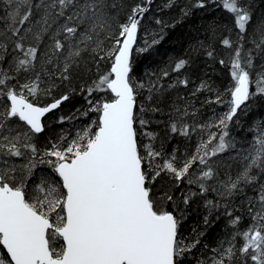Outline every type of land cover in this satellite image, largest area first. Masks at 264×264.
I'll return each instance as SVG.
<instances>
[{
  "label": "snow or ice",
  "instance_id": "1",
  "mask_svg": "<svg viewBox=\"0 0 264 264\" xmlns=\"http://www.w3.org/2000/svg\"><path fill=\"white\" fill-rule=\"evenodd\" d=\"M212 2L219 3L220 7L233 15L242 40L252 17L241 6V0ZM6 3L13 6L9 16L15 23L19 15L18 5L27 3V0H6ZM57 6L59 11L56 16L65 18L61 27L66 34L69 49L64 63L66 73L70 61L80 55L78 45L92 41V33L98 35V30L106 28V9L109 5L106 0H84V3H79V0H49L46 7L55 9ZM36 7L40 8L41 4ZM195 7H205L204 0H198ZM69 9L73 11L66 16V10ZM145 11V7L137 5L128 17V22L120 25L110 57V72L101 76L95 86L88 90L89 95L110 90L114 99L97 103L90 109L100 113L98 121H92L77 132L75 138L66 145L53 144L50 150L43 153L45 157L55 158L47 161L41 159L40 163L50 164L56 179H42L32 189L28 188L26 178H30L35 162L30 160L22 166L26 170V176L17 179V168L9 165L3 157H21L24 155L21 148L29 149L35 155V145L28 142L21 144L19 133L15 136L2 133L6 130L13 131L9 127V121H19L27 126L28 132L24 133V137L25 140H30L29 133L35 135L44 131L42 117L57 109L68 96L64 95L50 105L41 106L34 102L41 91L39 74L32 83L19 85L17 88L8 86V81L14 77H9L0 70V100L9 102L0 110V165H3L0 167V245L6 249V253H0V264H181L183 254L199 243V240H195L191 244H183L178 240L180 220L173 211L164 207L165 201H172V196L166 193L158 195L153 190V184L162 172L170 173L179 184L188 176L193 164L199 163L207 170H203L195 180L189 179L188 183H199L202 192L208 190L206 181L215 175L208 158L235 147L230 140H225L229 135L228 125L238 110H241V106L247 108V101L264 96V71L256 73L253 79V57L250 52L246 53L242 63V44L238 45L230 64L233 86L228 89L231 97L227 102L228 111L215 125L220 129L218 143L211 149L208 148V144L217 138L216 133H209L208 139L198 143L194 154L183 161L181 167L175 166V154L165 157L163 164H156L161 152L155 151L151 143H148L143 146L144 154H141L138 145L136 125L139 123L143 128L149 121L136 115V89L130 77V59L140 23L139 17ZM49 14V11H45V24ZM31 15L29 8L20 17L19 27L13 28L14 35H19ZM74 20L77 24L68 26ZM81 25L84 32L80 33L78 44L74 48L72 39ZM96 43L99 47V40ZM223 44L231 47L228 39ZM261 45H264V39L256 47L260 48ZM23 47L19 42L15 44L16 49L23 50ZM62 48L64 45L57 40L55 49ZM145 50L140 49L142 52ZM36 53L37 49L34 47L24 51V59L17 61L16 71L32 68ZM208 55L211 56L212 53L209 52ZM185 63L180 61L176 68H181ZM220 63L224 64V61ZM61 78L68 77L62 73ZM182 83L186 85L187 80ZM203 87L202 84L201 88ZM215 102H221L219 96ZM91 103L89 101L90 105ZM83 115H87V112ZM63 120L61 117V122ZM93 127L95 131L92 130ZM171 131H179L184 136L189 134L187 125L177 129L173 123ZM145 135L150 139L153 136L147 132ZM65 140L68 138L62 136L61 141ZM252 145L253 151L243 157L247 162L243 170L235 180L229 177L223 184L221 195L231 197L238 191L242 192L243 189L239 187L242 181L254 184L257 176L251 174L253 168L264 171V132L257 129ZM257 201L261 207L253 212L252 201L249 200V213L254 223L243 232L233 233L227 247L221 245V248L216 249L219 255L212 259L211 264H225L226 261L231 264L236 254L234 242L237 235L244 241L239 249L241 257L250 259L254 264H264V185L260 187ZM184 202L187 203V199ZM208 203L212 204L211 201ZM226 214L232 217L231 212ZM240 219L239 216L232 217L229 223L236 228ZM57 237L63 240V245L59 248L55 246ZM242 264H247V259Z\"/></svg>",
  "mask_w": 264,
  "mask_h": 264
},
{
  "label": "trees",
  "instance_id": "2",
  "mask_svg": "<svg viewBox=\"0 0 264 264\" xmlns=\"http://www.w3.org/2000/svg\"><path fill=\"white\" fill-rule=\"evenodd\" d=\"M197 2L198 0H154L139 24L130 77L136 89V115L143 116L149 123L143 128L137 123V139L141 154H144L143 146L148 143H151L155 151L161 152L156 164H163L165 157L175 154V166L181 167L182 162L194 154L198 143L208 139L209 133H216L217 138L208 144V148L211 149L218 143L220 129L215 125L228 111L227 102L231 99L228 89L233 86L230 64L238 45L242 44V63L246 53L250 52L253 57L252 78L255 79L256 73L264 71L261 67L264 66V45L256 47L264 39V0H241V6L252 17L242 40L233 15L220 7L219 3L204 0L205 7L200 8L195 7ZM48 3L49 0H43V3L41 0L20 3L19 15L13 23L9 16L13 6L8 5L6 0H0V70L9 77H14L8 81V86L18 88L19 85L32 83L39 74L41 91L34 102L47 105L64 95L68 96L58 110L46 118L42 133H29L30 140H25L24 133L28 132V128L23 122L9 121V127L13 131L6 130L2 133L10 136L19 133L21 144L28 142L35 145V155L29 149L21 148L23 156L3 157L9 165L17 168V179L26 176V170L22 166L30 160L35 162L30 178H26L29 189L39 184L42 179H56L52 166L40 163L41 159L47 161L55 158L45 157L43 153L50 150L53 144L66 145L75 138L77 132L82 131L92 121H98L100 113L90 109L97 103L114 98L110 90L93 92L91 95L88 90L95 86L101 76L110 72V57L120 25L128 22V17L137 5H147L145 0H106L109 5L106 9V28L103 31L98 30V35L92 33V41L78 45L80 55L70 61L65 73L64 63L69 51L66 34L61 27L65 18L56 16L59 6L47 9ZM79 3H84V0H79ZM37 4H41V7L37 8ZM112 5L115 7H111ZM29 8L32 11L29 21L21 28L18 36L14 35L13 28L19 27L20 17ZM45 11L50 13L47 24L44 23ZM72 11L66 10L65 15H70ZM76 24L77 21L74 20L68 26ZM82 32L84 27L81 25L72 39L74 48ZM225 39L231 41V47L223 44ZM57 40L64 48L55 49ZM97 40L100 42L99 47ZM17 42L23 44V50L15 48ZM29 47L37 49L33 67L16 71L17 61L24 59L23 53ZM140 49L146 50L142 52ZM209 52L212 53L211 56L208 55ZM180 61L186 63L177 69ZM220 61H224V64ZM62 73L68 78L62 79ZM184 80H187L186 85L182 83ZM217 96L220 103L215 102ZM89 101L92 102L91 105ZM6 103L9 102L0 100V110ZM246 104L247 108L242 106L228 125L229 135L225 140H230L235 147L208 158L215 175L206 181L207 191L202 192L199 183H188L189 179L195 180L203 170H207L199 163L193 164L188 176L179 184L167 172H162L155 179L154 192L172 196V201H165L164 207L173 211L180 220L178 240L183 244L199 240L195 248L183 254L181 264H211L212 259L219 255L216 249L221 248V245L227 247L233 233L243 232L254 223L249 213V200L252 201L253 212L261 207L257 196L260 187L264 185V171L255 168L251 170V174L257 176L254 184H245L242 181L239 186L243 189L242 192L238 191L231 197L221 195L223 184L229 177L235 180L247 163L243 157L253 151L252 141L257 136V129L264 132V96H257ZM85 112L87 115H83ZM61 117L64 118L63 122ZM173 123L177 129L187 125L189 134L184 136L179 131L172 132ZM206 125L211 127H205ZM92 130L96 129L93 127ZM146 132L153 134L151 139L145 135ZM62 136H66L68 140L61 141ZM148 171L151 172V169ZM185 199L187 203L184 202ZM209 201L212 202L211 205ZM227 212H231L232 217L241 218L236 228L230 225L232 217ZM234 243L236 254L231 264H242L246 259L247 264H254L250 259L241 257L239 249L244 241L239 235ZM62 245V238H58L55 246L59 248ZM0 253H6L1 245Z\"/></svg>",
  "mask_w": 264,
  "mask_h": 264
},
{
  "label": "water",
  "instance_id": "3",
  "mask_svg": "<svg viewBox=\"0 0 264 264\" xmlns=\"http://www.w3.org/2000/svg\"><path fill=\"white\" fill-rule=\"evenodd\" d=\"M152 2H154V0H148V2H147V5L145 6V8L147 9V11H145L144 12V14H143V16L142 17H139V19H140V22H141V20H142V18L144 17V15L148 12V10L150 9V4L152 3ZM140 24V23H139ZM138 35H139V25H138V30H137V34H136V40H135V43H134V45H133V50H132V54H131V59H130V63H131V61H132V56H133V53H134V49H135V46H136V44H137V39H138ZM112 78H114V75H113V77ZM113 94V93H112ZM113 97H114V94H113ZM60 99V98H59ZM114 99V98H113ZM58 100V99H57ZM66 101V100H65ZM65 101H63V102H65ZM54 101H52V102H50L49 104H47V105H50L51 103H53ZM62 102V103H63ZM61 103V104H62ZM61 104H60V106H61ZM41 106H45V105H41ZM59 106V107H60ZM58 107V108H59ZM242 107V106H241ZM57 108V109H58ZM57 109H54L53 111H51V112H49V113H46L43 117H42V123L44 124V118L48 115V114H50V113H52V112H54V111H56ZM2 246V245H1ZM3 247V246H2ZM5 251H6V249H4Z\"/></svg>",
  "mask_w": 264,
  "mask_h": 264
},
{
  "label": "flooded vegetation",
  "instance_id": "4",
  "mask_svg": "<svg viewBox=\"0 0 264 264\" xmlns=\"http://www.w3.org/2000/svg\"><path fill=\"white\" fill-rule=\"evenodd\" d=\"M58 110V109H57ZM55 112V111H54ZM53 113V112H52ZM52 113H50V114H52ZM50 114H48L45 118H44V122H45V120H46V118L50 115ZM42 133V132H41Z\"/></svg>",
  "mask_w": 264,
  "mask_h": 264
},
{
  "label": "rangeland",
  "instance_id": "5",
  "mask_svg": "<svg viewBox=\"0 0 264 264\" xmlns=\"http://www.w3.org/2000/svg\"><path fill=\"white\" fill-rule=\"evenodd\" d=\"M58 238H60V237H57V238H56V241L58 240ZM56 241H55V242H56Z\"/></svg>",
  "mask_w": 264,
  "mask_h": 264
},
{
  "label": "bare ground",
  "instance_id": "6",
  "mask_svg": "<svg viewBox=\"0 0 264 264\" xmlns=\"http://www.w3.org/2000/svg\"><path fill=\"white\" fill-rule=\"evenodd\" d=\"M153 3V2H152ZM151 5V4H150Z\"/></svg>",
  "mask_w": 264,
  "mask_h": 264
}]
</instances>
